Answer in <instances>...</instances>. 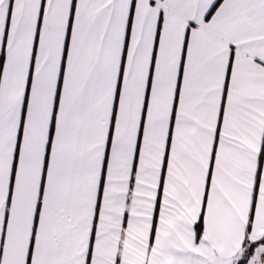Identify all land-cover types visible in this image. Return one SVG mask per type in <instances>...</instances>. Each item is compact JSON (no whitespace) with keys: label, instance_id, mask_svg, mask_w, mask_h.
I'll return each instance as SVG.
<instances>
[{"label":"snow or ice","instance_id":"obj_1","mask_svg":"<svg viewBox=\"0 0 264 264\" xmlns=\"http://www.w3.org/2000/svg\"><path fill=\"white\" fill-rule=\"evenodd\" d=\"M0 264H264V0H0Z\"/></svg>","mask_w":264,"mask_h":264}]
</instances>
